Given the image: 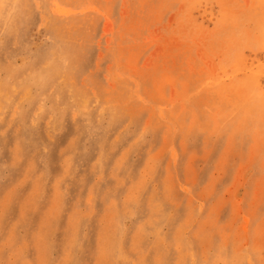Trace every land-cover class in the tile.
<instances>
[{"label": "rangeland", "instance_id": "obj_1", "mask_svg": "<svg viewBox=\"0 0 264 264\" xmlns=\"http://www.w3.org/2000/svg\"><path fill=\"white\" fill-rule=\"evenodd\" d=\"M0 264H264V0H0Z\"/></svg>", "mask_w": 264, "mask_h": 264}, {"label": "bare ground", "instance_id": "obj_2", "mask_svg": "<svg viewBox=\"0 0 264 264\" xmlns=\"http://www.w3.org/2000/svg\"><path fill=\"white\" fill-rule=\"evenodd\" d=\"M108 118V117H107Z\"/></svg>", "mask_w": 264, "mask_h": 264}]
</instances>
